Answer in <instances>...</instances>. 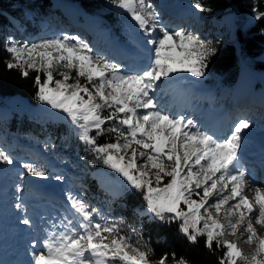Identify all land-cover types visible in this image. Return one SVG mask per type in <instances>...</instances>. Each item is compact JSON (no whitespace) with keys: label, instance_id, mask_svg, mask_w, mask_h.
<instances>
[{"label":"snow or ice","instance_id":"1","mask_svg":"<svg viewBox=\"0 0 264 264\" xmlns=\"http://www.w3.org/2000/svg\"><path fill=\"white\" fill-rule=\"evenodd\" d=\"M109 2L126 12L145 36L153 37L159 28V36L145 41L150 58L143 70L130 72L69 35L33 43L9 37L3 45L6 69H16L25 78L30 71L36 73L35 98L63 113L95 159L122 177L126 189L140 193L144 208L136 214L141 222L146 217L149 223L176 225L189 244L204 238L208 251L223 250L218 264H264V237L257 232L264 229V187L253 186L239 155L251 122L240 119L225 137L217 138L192 119L160 110L157 99L179 74L205 76L216 54L212 42L160 25L152 0ZM191 6L207 11L199 0H192ZM252 11L253 19H264V12L255 7ZM104 136L109 140L98 144ZM12 162L0 150V163ZM23 167L30 176L47 177L32 164ZM249 188H253L251 198L245 195ZM67 201L64 230H47L43 250L33 252L31 264H191L175 252L152 259L154 249L140 228L128 224L124 232L123 220L104 218L79 196L69 193ZM21 207L16 204L17 210ZM98 216L104 223L95 219ZM20 223L31 226L32 222L25 217ZM226 236L236 239L229 241ZM238 244H255V251L246 256Z\"/></svg>","mask_w":264,"mask_h":264},{"label":"trees","instance_id":"2","mask_svg":"<svg viewBox=\"0 0 264 264\" xmlns=\"http://www.w3.org/2000/svg\"><path fill=\"white\" fill-rule=\"evenodd\" d=\"M66 1L77 4L88 13L101 16L118 33V23L112 20L114 14L112 8L115 6L109 0ZM199 2L207 9L204 12L199 11L205 24L214 20L217 25L223 27L229 15L234 18L236 30L233 37L228 32L224 33L223 39L212 32L202 37L206 41H211L216 49V54L210 58L205 69V75L212 79V84L215 85V90L217 89L215 100L216 96H219L220 100L222 95L230 94L245 67L252 70L256 77L257 71L264 73V62L259 59L264 54V19L259 21L254 19L249 24H242L246 18L254 15L252 11L254 7L264 12V0H199ZM23 9L28 10L36 18L45 17L52 21L58 19L55 14L58 10L51 8L50 0H0V105L4 106L9 105L8 101L13 97L23 99L31 106H37L39 103L35 98L36 73L30 71L29 76L25 78L16 69H6L4 63L8 59V54L3 49L4 31L14 29L8 15H13L17 19L18 12ZM122 14L123 12L118 16ZM126 20L127 18L123 19L122 24H125ZM256 84L264 89V81L257 80ZM262 112L261 115H264V109ZM1 132L36 142L41 150L54 159L56 167L66 175L69 185L77 190L83 200L99 209L104 218L124 221V232H127L128 224L140 228L144 240L154 249L152 259L155 260L164 253L170 255L175 252L177 257L184 256L191 264H218L223 250L208 251L204 247V238H199L196 244H189L178 234L176 225L168 226L159 221L149 223L146 217L141 222L135 211L136 207H144L140 193L124 186H121L118 193L105 188L100 183V178L93 175L94 170L102 169L114 178L119 175L95 159L87 145L80 141L79 130L72 124L53 120L41 123L25 112L18 114L13 110L7 119L0 118V134ZM90 134L95 135V132ZM107 140L108 136L100 137L97 143L103 144ZM95 219L104 223V219L99 216ZM136 239L133 237V242Z\"/></svg>","mask_w":264,"mask_h":264},{"label":"rangeland","instance_id":"3","mask_svg":"<svg viewBox=\"0 0 264 264\" xmlns=\"http://www.w3.org/2000/svg\"><path fill=\"white\" fill-rule=\"evenodd\" d=\"M164 1L168 2V1H176V0H152V2L156 5L157 11L159 8L158 6L160 4H163V5L166 4V2H164ZM178 3H183L187 7L191 8L190 10L187 11L188 13L185 15V17L190 16L189 17L190 20L184 24V25H187V28L186 27L181 28V29L179 28L178 30L183 29L186 32H193V33L199 35L201 38L205 37L207 33H211V32L216 33V35L220 36V38H222V39L224 38L225 32H228L231 35V37H233L234 32L236 30V28L234 26L233 16L229 15L227 17L226 23L224 24L223 27H222V25H217L214 20H211L208 24H205V22H197L196 20H194L193 16H195L196 12H198V11L191 6L192 3H187V2L184 3L182 1H180V2H177L176 4H178ZM51 5H52V3H51ZM184 5H183V7H185ZM175 6L176 5L174 4L173 7H175ZM66 9H68L67 6H66ZM112 9L114 12V14L112 16V20L114 22L118 23L117 24V30L119 31L121 38L126 40L128 37V31L130 28H132V26H134V22L131 21V18L128 16V14L126 12H123L121 9H118L116 7H113ZM121 12H123L122 16H118L119 13H121ZM74 14H76V12ZM26 15H28V12L26 11V9H23V10L18 12L17 20L12 17L13 15H8V19H11L12 22L15 24V26H17L18 28L21 29V30H19V32L17 33L16 36H13V39L15 41H18L20 43H33V42H39L40 40H43V39H51V38L60 37L62 35V34H57V33H51V31L49 29H47L46 23H45L44 28H40L37 23L30 20V18H28V16L26 17ZM253 16L246 18L242 22V24L246 25V24L253 22V20H254ZM126 18L128 19L127 22H125V24H122L123 19H126ZM18 21H19V23H18ZM61 24H63V22ZM159 24L162 25L163 27L167 28L169 31H176L177 23H175L176 25L174 23L170 24V22H168V20H166V18L163 17L162 15H159ZM171 26H173V27H171ZM68 28H69V26H67V29ZM6 31H8V30H6ZM6 31H4V34H6ZM65 32H66V35H69V36H77V34H78V32L76 30L65 31ZM159 35H160L159 28H157L153 33V37H147L146 36V38L147 39L156 38ZM6 41L7 40L5 38V42ZM86 43L93 49L95 54L105 56L104 53L95 51V50H97V48L95 47L93 40H90V41L87 40ZM176 51L178 52L179 49H177ZM259 59L264 62V54H262ZM114 62L121 64L119 61H114ZM241 74H243V75L247 74V76H246L247 78L244 81L243 87L239 84V83H241V80L238 83V81H239V79H238L235 87L232 89L230 94H228L226 96L222 95L220 100H218L219 96L218 97L216 96V100H215V98H213L212 102L216 103L215 105L217 108H219V110L220 109L223 110L222 112L224 113V115L227 114L233 120L232 124L237 122V120L242 117L241 119L248 120L251 122V128H252L253 124L256 123L255 126L257 127V129L260 130L262 127H264V117H263L264 115H261V114H263L262 109H264V91L262 89L257 90L255 88V83L257 80L264 81V73L257 71L258 77H256V74L252 70H250L249 68H245ZM179 75L185 77L186 80L192 79V80H195L197 83H200L201 85L208 86L210 92H212L211 96L215 97V91H217V89L215 90V88H214L215 85L212 84V79L209 76L205 75V76L197 79V78L191 77L190 75H188L186 73H182ZM243 75H241V76H243ZM8 102H9V105H7V107L10 109V111L15 110L16 112H18L20 114L25 112L30 117L36 119L37 122L42 123V122H45L46 120H53V121H63V122L71 124V122L68 121L64 117L63 113L56 111V110H53L49 106H47L46 104H42L41 102H39L37 104V106H31L19 97H13ZM172 107L174 108V106H172ZM162 111H164L165 113H168L172 116H181V115L184 116V114H181V113L175 114L174 112L171 111L170 107H169V109H167V111H165V110H162ZM188 116L189 117H186L185 119H192L197 124L198 127H200L202 130L206 131V128L204 125L206 117H204V115L199 116V115H194V114H188ZM262 132H261L260 136L263 137L264 131H262ZM212 134L214 136H216L217 138H223L228 133L226 132L225 134H222V135H217L214 133H212ZM18 141L19 140H17V139H13L11 141H8L3 136V140H1L2 144L0 143V150L4 151L12 159L13 162H12V164L2 163L4 166L1 167L0 170L3 172L4 171L13 172L15 176H19V180L12 181L13 182L12 187L13 188L19 187L20 189H22V187L27 186V184L25 183V180H27V179L25 178V180H23V176L27 174V171L23 167V165L29 164V162H31L29 160V158L31 156H29V158H27L26 155L19 152V150H24V153L27 154L30 152V149H27L24 146H22L23 147L22 148L18 144H13L15 142L18 143ZM10 146H11V148H9ZM32 165L35 167L43 169L47 173L48 176L52 173L58 174L57 170H59V168H55V172H53L54 167H52L48 163L45 165L43 163L39 164L37 162L32 161ZM5 168H7V169L5 170ZM96 173L100 174L101 182L105 187H109V188L114 189V190H119V189H121V186H123V183H122L123 178L120 176H117L116 178H114V177H111L102 171L101 172L98 171ZM65 177L66 176H64V174H62L60 176L61 179H58L57 181L65 189L66 188L68 189V193L79 196L81 199H83L82 196L78 192H76L77 190L74 192L68 186H66V185L64 186L63 182L66 180ZM107 182H108V184H107ZM22 210L24 211L25 209L22 208ZM13 211H14V206H9V209L7 210V212H8L7 215L10 216V218L12 217L11 214ZM221 222H224V221L221 220ZM60 224L62 225V223H60ZM63 230H64V228H63ZM257 232H258V235L263 237L259 228H257ZM245 236H246V234H245ZM224 239H227L229 241H234L236 239V237L226 236V237H224ZM238 247L242 250L243 254L246 256H251L252 253L255 251V244H253V245L238 244Z\"/></svg>","mask_w":264,"mask_h":264},{"label":"bare ground","instance_id":"4","mask_svg":"<svg viewBox=\"0 0 264 264\" xmlns=\"http://www.w3.org/2000/svg\"><path fill=\"white\" fill-rule=\"evenodd\" d=\"M54 1H55L56 5H58V6H61V7L62 6H64V7L67 6L68 7V10L70 11V13L72 15L80 9L79 6L74 5L72 3H69V2H65L63 0H54ZM158 7H159L158 8L159 15H162L163 17H165L166 20H168V22H170V24L177 23L176 30H178L179 28L180 29L181 28H185V27L187 28V25H184V24L189 21L188 18L185 19V15L188 13L187 12L188 10L185 7H183V5L178 4V5H176L174 7V10L177 11L176 12V15H172L171 11L169 12L168 10H165L163 4H160ZM177 7H178V9H177ZM188 9L190 10L191 8L188 7ZM87 20L89 22H91L93 20V18L87 17ZM73 23L75 25L76 24V21L73 20ZM171 27H173V26H171ZM112 49L113 50L115 49L119 53L123 54V50L117 49V48H115L113 46H112ZM108 51H110V50H108ZM110 52H112V51H110ZM115 55L120 58V54H118V55L115 54ZM241 75H243V74H241ZM241 75L239 77L238 83L241 80V83H239V84L243 87L244 86V81L247 78L246 77L247 74H244L243 76H241ZM178 85L181 86L182 84H178ZM178 85H175V86H178ZM190 85L191 86H197L198 87L199 86V83H197L195 80H192V82L190 83ZM159 93H161L163 95V92L162 91L159 92ZM174 97L177 99V103H178L177 106L178 107L185 100V94L184 93L179 94V95L174 94ZM188 102H190V101H188ZM160 108L166 109L167 106H165L162 103ZM3 114H4V111H3ZM189 114H192V113L189 112ZM202 115H204V117H206V120L204 122L205 127L206 128L209 127L210 128V131L211 130H214V125L211 123L209 113H207L206 111H203L202 112ZM232 121L233 120L227 114L224 115V113L221 111L220 120L218 122V125H217L214 133H217V134H225L230 129V127L232 125ZM255 125H256V123L253 124L252 128L250 127L249 129L245 130V133L243 135L244 136L246 135V137L243 138V140H242V148L243 149L240 150L239 155H240L241 164L246 169L248 178L252 182L253 186H261V185H256L257 182H255L254 179L249 176V169L251 167H255L258 163H255L253 161H246V159H245V157H248V158H250V160L256 159L257 162L264 161V137H259L257 135V132H255L257 130H254V129H256V126ZM261 131H264V127L261 128ZM251 136H253V138L250 141H248V139ZM0 186H4V182L3 181H1ZM261 187H264V186H261ZM252 191H253V188L246 189L245 190V195H247V196H249V198H251ZM0 196L2 197V199L6 203H9L7 197L3 194L2 191H0ZM45 208L49 209L48 207H45ZM6 209L8 210L9 207H7V205L4 202L2 204H0V232H2V231L3 232H6L8 230V226L10 224H13L16 221V219H15V213H17V211H19V210H16V212L13 211L12 214H11L12 217L10 218V216L7 215L8 212H7ZM41 210H42V208H37V211H40L41 212L40 213L41 216L46 217L43 220V223H44V227H43L44 228V231L43 232L46 235H48V231L47 230L56 231V223L57 222H56V219L55 218H53L51 220L48 218V215H49L48 210H43V211H41ZM2 222L5 223V225L2 224ZM7 223H9V224H7ZM18 223H20V221ZM259 230H260L262 236L264 237V229L259 228ZM16 239H17V237H16ZM12 241H14V239H12ZM41 244L43 245V240L41 241Z\"/></svg>","mask_w":264,"mask_h":264}]
</instances>
